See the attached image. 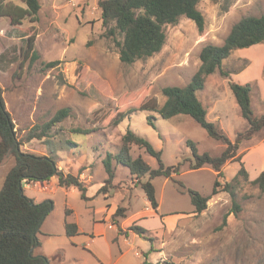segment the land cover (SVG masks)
Instances as JSON below:
<instances>
[{
	"label": "rangeland",
	"instance_id": "374dc122",
	"mask_svg": "<svg viewBox=\"0 0 264 264\" xmlns=\"http://www.w3.org/2000/svg\"><path fill=\"white\" fill-rule=\"evenodd\" d=\"M40 1L37 23L27 19L23 26L14 27L7 20H0V86L6 107L20 138L34 125L48 122L59 109L71 108L70 115L52 128L50 146L56 150L60 169L80 175L87 187L86 195L94 204L110 201L128 208L127 217L120 219L121 234L105 223L113 255L118 257L126 251L119 264H143L146 259L164 264H264V192L251 182L264 169V128L246 137L249 124L229 84L233 80L254 86V114L264 113L257 80L264 70V44L234 50L222 65L228 76L218 70L207 77L204 88L197 92L207 108L208 119L238 143L237 156L241 160H229L222 168L223 176L217 177L209 165L190 169L193 154L188 140L196 143L200 153L212 155H219L226 146L209 136L189 115L163 118L154 113L153 126L147 120L151 112L136 111L115 123L119 112L138 108L144 102L162 106L166 101L164 87L185 86L191 81L201 65L202 47L208 43L223 44L241 18L264 12V0H234L228 10L220 1L201 0L198 7L205 16L203 31L193 20L182 16L176 24L165 26L167 41L161 51L132 64L120 60L116 39L105 34L98 0ZM30 35L35 37L36 58L27 53ZM53 61L58 63L52 66ZM78 127L92 132H72ZM128 129L161 150L166 165L182 162L181 173L173 176L187 187L211 196L204 211L196 212L189 193L181 192L171 178L164 176L153 179L159 200V207L153 209L129 168L115 160V178L108 186L110 198H105V193L100 192L108 177L103 159L118 152ZM67 139L77 145H69ZM47 149L43 140L37 139L21 146L22 151L37 154H44ZM132 154L142 155L152 167H158L157 159L144 148L133 145ZM14 162L15 157L9 155L0 165V175ZM241 162L248 178L238 175ZM236 176L233 189L239 209L228 191L212 194L216 178L225 183ZM146 179L148 176L142 178ZM23 187L33 200H53L54 208L49 214L54 222L65 215L66 206L75 209L73 217L84 228L80 238L85 243L77 250L85 254L86 261L82 262L101 263L93 250L104 240L88 239L94 221L102 219L101 213L87 210L88 199L82 198L78 189L67 193L60 186L54 192L34 188L45 189L47 185L27 188L23 183ZM133 224L147 228L154 240L128 230Z\"/></svg>",
	"mask_w": 264,
	"mask_h": 264
},
{
	"label": "trees",
	"instance_id": "16d2710c",
	"mask_svg": "<svg viewBox=\"0 0 264 264\" xmlns=\"http://www.w3.org/2000/svg\"><path fill=\"white\" fill-rule=\"evenodd\" d=\"M27 8L17 5L5 4V0H0V15H8L12 24H19L23 18L28 16L31 21L38 20V14L42 7L40 0H23ZM201 0H98L101 9V19L105 34L116 39L119 47L120 60L127 64H132L140 59H146L162 50L166 41L167 33L165 26L176 24L182 16L193 20L199 31L205 28V16L199 9ZM222 2V7L228 10L234 0H215ZM121 36L122 39H117ZM256 44H264V12L259 16H245L235 23L221 45L208 43L204 45L200 52L201 65L193 75L191 81L185 86H166L163 94L166 101L162 106L142 103L138 108L130 109L127 112H119L115 123L119 124L129 114L136 111L151 112L147 116L148 122L155 126L154 113H158L163 118H171L178 114L191 116L209 134V136L221 141L226 146L219 155H212L209 152L200 153L196 143L188 140L191 146L193 159L190 160V169H200L209 165L217 172V177L223 176L222 168L229 161H240L237 156L238 143H234L228 134L216 122L210 121L207 117L208 111L197 95L198 90L203 89L207 77L220 71L221 75L228 76V72L223 69V61L236 49L251 47ZM31 52L33 57H37L35 50V37L28 38L27 53ZM58 61L50 62L54 66ZM232 92L240 106L242 116L248 121L249 127L246 137L264 128V113L254 114L252 108V91L254 86L250 83L241 84L233 80L229 81ZM71 112L70 107L59 109L56 114L44 124H36L29 129L27 134L20 138L17 134L16 125L12 114L6 107L3 97V89L0 86V164L9 156L15 157L14 165L7 172L3 185L0 189V264H45L46 256H34L31 249L40 244L38 233L44 218L54 208L51 199L36 203L28 197L25 192L21 194L19 187L23 188V181L38 182L50 180L53 176L58 178L59 185L65 188L75 187L81 192V197L88 199L86 195L87 187L79 174L65 172L58 166L55 149L50 146L49 141L52 128L64 121ZM72 132L89 134V128H76ZM242 135V134H241ZM37 139L43 140L47 145V152L37 154L30 151H22L24 143ZM69 145L76 142L67 139ZM137 145L144 148L147 153L154 156L158 161V167H152L142 155L133 156L132 146ZM127 166L131 174L137 179L138 184L143 189L153 209L159 207L156 186L153 179L159 176L171 178L176 183L179 190L189 193L196 212H202L208 207L211 196L203 195L199 191L187 187L182 181L175 179L174 174L181 173L182 162L174 165H166L162 160V151L157 150L143 136L134 130L128 129L121 138V145L118 152L108 154L103 159L108 177L100 192L108 193V186L115 178V168L113 161ZM243 174L246 178L249 173L244 163L238 175ZM148 176V179L142 180ZM238 180L236 176L233 181L222 183L215 179L212 194L220 191H228L234 204L239 209L235 201L236 193L233 189V182ZM251 182L257 185L264 192V169ZM24 190V188H23ZM30 201H34L33 204ZM128 208L118 206L112 216V221L118 227V232L123 231L120 226V219L127 217ZM67 213L69 210L66 211ZM66 229L69 236L78 234V226L74 222L66 220ZM140 236L151 241L153 237L148 235V229L133 224L129 227ZM128 233V231H126ZM153 248V246H152ZM143 264H164L159 261L150 262L147 259Z\"/></svg>",
	"mask_w": 264,
	"mask_h": 264
},
{
	"label": "crops",
	"instance_id": "0c3cea01",
	"mask_svg": "<svg viewBox=\"0 0 264 264\" xmlns=\"http://www.w3.org/2000/svg\"><path fill=\"white\" fill-rule=\"evenodd\" d=\"M12 4L17 5L22 8H27V4L23 0H5V4ZM42 8V7H41ZM54 8L57 9V5H54ZM41 10V9H40ZM40 13V11H39ZM7 20V22L10 25H13L14 27L23 26L27 19L30 20L28 16L22 19V21L19 24H12L11 18L8 15H1V19ZM38 20H39V14H38ZM37 21H31L32 24L37 23ZM50 24H53V17L50 19ZM7 32V30H6ZM263 70V68H262ZM259 81V92L262 99H264V70L262 71V74L257 79ZM15 163V162H14ZM2 164V163H1ZM0 164V165H1ZM14 164L10 165L8 170L4 172V175H0V189L3 185L5 176L9 169ZM87 170V169H86ZM82 180V179H81ZM25 187L32 188L34 185H47L48 187L45 189L34 187L39 189L40 191H51L54 192L56 188L59 185L58 178L56 176H53L50 180L47 181H38V182H27L26 180L23 181ZM36 183V184H34ZM52 185L51 188L49 185ZM62 187V186H60ZM24 188V187H23ZM65 188V187H63ZM66 192L69 193L71 190H76L75 187L65 188ZM105 198H110L109 193H105ZM49 198H42V200H34L36 203L43 202L44 200H47ZM107 201V200H106ZM87 202L89 203L86 207L87 210L93 211V212H99L101 213L102 219L95 220V227L93 228V233L91 237H88L92 242L95 241L97 238L103 239V244L96 245V250H93V255L98 259L100 264H119L123 261L125 252L120 254L118 257H115L112 253V247L110 241L107 239V230L105 223L108 224L109 228H117V225H115L112 221V216L115 213L116 209L118 208L119 203L117 202H106V203H100L99 205L94 204V200L91 199V197H88ZM65 212L69 210V212L65 213L64 216H61L60 221L54 222L52 221V218L50 214H48L44 220L41 223L40 232L38 233V239L40 241V244L38 246L33 247L32 253L34 256H46L48 260L45 264H84L82 261H86L85 254L81 251H77L79 248H82L85 243L83 238H80V233L84 232V228H82V224L78 218H74L73 215H75V209H73L71 206H66ZM66 220L69 222H74L78 226V234L69 236L67 234L66 229ZM161 220V219H160ZM140 222L142 219L139 220ZM161 223V222H160ZM118 234H120L118 232ZM126 236V235H125ZM57 238V239H55ZM118 239V237H117ZM125 242L128 241L127 238L124 239ZM87 256V255H86ZM88 260L89 257L87 256ZM154 263V261H153ZM122 264H127V262H124Z\"/></svg>",
	"mask_w": 264,
	"mask_h": 264
},
{
	"label": "water",
	"instance_id": "95a60500",
	"mask_svg": "<svg viewBox=\"0 0 264 264\" xmlns=\"http://www.w3.org/2000/svg\"><path fill=\"white\" fill-rule=\"evenodd\" d=\"M19 192H20L21 194H24V190H23L22 186L19 187ZM30 203L33 204L34 201H30ZM32 251H33V248L31 249V252H32Z\"/></svg>",
	"mask_w": 264,
	"mask_h": 264
},
{
	"label": "built area",
	"instance_id": "2783aa9c",
	"mask_svg": "<svg viewBox=\"0 0 264 264\" xmlns=\"http://www.w3.org/2000/svg\"><path fill=\"white\" fill-rule=\"evenodd\" d=\"M34 184H36V183H34ZM40 187H44V185H40Z\"/></svg>",
	"mask_w": 264,
	"mask_h": 264
}]
</instances>
